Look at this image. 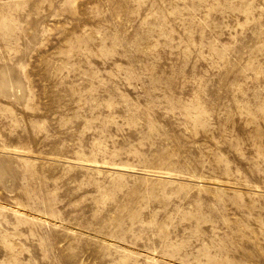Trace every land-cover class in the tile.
<instances>
[{"label":"rangeland","instance_id":"374dc122","mask_svg":"<svg viewBox=\"0 0 264 264\" xmlns=\"http://www.w3.org/2000/svg\"><path fill=\"white\" fill-rule=\"evenodd\" d=\"M0 264H264V0H0Z\"/></svg>","mask_w":264,"mask_h":264}]
</instances>
